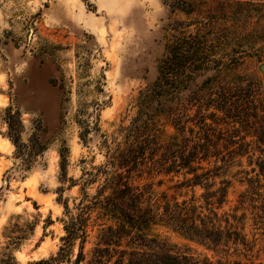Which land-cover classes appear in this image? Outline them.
I'll return each instance as SVG.
<instances>
[{
  "label": "rangeland",
  "instance_id": "rangeland-1",
  "mask_svg": "<svg viewBox=\"0 0 264 264\" xmlns=\"http://www.w3.org/2000/svg\"><path fill=\"white\" fill-rule=\"evenodd\" d=\"M212 1L204 15H186L174 0H0V258L10 251L18 264H34L56 256L68 212L75 214L82 192L92 196L101 183H89L88 174L106 163L109 150L123 147L120 128L134 117L138 94L156 80L175 22L217 16L215 25L238 37L239 75L264 86V0ZM212 75L205 72L197 85ZM255 131L241 136L255 141ZM10 139L19 140L17 148ZM250 151L259 156L254 145ZM246 158L227 177L231 207L247 188L239 183L246 175L236 174L251 170ZM177 180L143 173L135 183L174 194ZM253 228L247 220L256 262L264 264V227ZM20 231L24 238L9 245ZM76 254L77 245L71 260Z\"/></svg>",
  "mask_w": 264,
  "mask_h": 264
},
{
  "label": "trees",
  "instance_id": "trees-1",
  "mask_svg": "<svg viewBox=\"0 0 264 264\" xmlns=\"http://www.w3.org/2000/svg\"><path fill=\"white\" fill-rule=\"evenodd\" d=\"M174 1L186 15H204L202 7L213 2ZM216 17L173 24L177 35L156 80L138 94L134 117L120 128L123 147L109 150L106 163L88 174L89 183H101L92 196L82 192L75 214L68 212L56 256L34 264H263L256 262V239L246 224L250 219L254 230L264 227V86L239 75L238 37L219 29ZM205 72L213 75L197 85ZM247 129L256 130L255 141L241 136ZM10 140L17 148L19 140ZM244 157L252 168L236 174L246 175L239 183L247 188L231 207L227 177ZM143 173L181 180L169 189L174 194L156 192L135 183ZM163 232L184 244L170 243ZM20 233L8 237L9 245L24 238ZM1 256L0 264H18L10 251Z\"/></svg>",
  "mask_w": 264,
  "mask_h": 264
},
{
  "label": "water",
  "instance_id": "water-1",
  "mask_svg": "<svg viewBox=\"0 0 264 264\" xmlns=\"http://www.w3.org/2000/svg\"><path fill=\"white\" fill-rule=\"evenodd\" d=\"M261 70L264 71V66H262Z\"/></svg>",
  "mask_w": 264,
  "mask_h": 264
}]
</instances>
